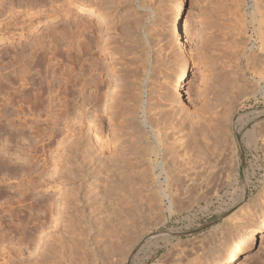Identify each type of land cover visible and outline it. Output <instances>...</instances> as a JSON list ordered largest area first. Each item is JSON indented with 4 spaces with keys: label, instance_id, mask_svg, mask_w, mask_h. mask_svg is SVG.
Returning <instances> with one entry per match:
<instances>
[{
    "label": "rangeland",
    "instance_id": "1",
    "mask_svg": "<svg viewBox=\"0 0 264 264\" xmlns=\"http://www.w3.org/2000/svg\"><path fill=\"white\" fill-rule=\"evenodd\" d=\"M68 1L0 0V103L2 104H0V110L5 112V103L3 104V102H6L5 100H7V97H14L16 95L17 98H19L18 93L20 90L15 95L10 94H14L20 87L22 89V85H25L24 82H26V80L20 82L22 81L21 78L23 75L21 73L24 72L28 62H30V50L32 51L41 39L45 42L46 51H49L46 52L47 55L45 61H51L52 63H49L51 65L47 64L48 62L44 64L42 63L40 67L43 68H41L43 71L41 72H39L40 67H38L39 70L37 67H33L31 70L29 69L30 71L25 73V79H27L28 84L26 83L24 87L27 88V85L28 87L32 85V82H29L31 81L30 79H32V74L36 79H38V77L41 79L44 78L42 79L43 81L40 79L37 80V82L44 83L41 85L44 90L48 86L46 85V83H48L47 80L50 82L52 81L50 88L52 87L55 90H48L49 88L45 90V92H51L50 96H53L51 97L53 99L52 104L56 106L59 111L71 107V112L69 111L67 113V117H65L66 119H64V121L57 119L56 117L53 118L57 124L53 131V126H50L51 128L49 127L48 130V128L46 129V124L43 122L40 124L41 127H38L41 129H39L40 131L29 127V125L27 126L25 124V126L23 124V126L19 128V132L16 130L17 135L15 132L13 133V129L11 130L10 128L8 121L9 117L6 115L2 118L0 112V121L2 122L4 120L3 123L0 122V126L4 124L0 127V148L3 145L2 148L4 147L3 149L8 153L5 154L7 157L4 159V164L8 166L7 169L10 168L6 171V175H4L8 178L5 180L3 186L6 187L8 193L0 196V228H4L3 231L7 232V237L4 243L2 244V242H0V257L4 254L3 256H6V259H3L2 256V258H0V264H37L35 258L40 252L44 251L42 246H46L47 248L50 244H53V246L56 247L58 253L62 252L67 261H64L66 263L62 262L57 264H214L215 258L211 254V248L215 243V245L219 247L217 260L225 261L224 258H226L228 251L241 244L246 231L259 224L262 219V209H264V44L262 45V43H264V30H262L264 29V25L262 15L260 14L261 12L257 8V6L259 7V5L264 3V0H258L259 3L256 2L257 0H144V2L149 4L144 3L143 0H132L133 2L126 0L118 2L117 0H113L114 2L117 1L120 4L119 6L114 2V4H112V0L109 2L107 0V3L106 0H101V2H97V4L88 3L87 6L79 5V2L76 0ZM123 1L126 3H122ZM64 2L65 5L61 8L60 4H63ZM110 2L112 6L109 5ZM179 2L181 3V6L178 9L176 5ZM254 3L257 9H254L255 13L253 17L250 12L252 11ZM257 3L258 5H256ZM106 4L111 6V8ZM32 5L34 8H30ZM113 5H116L115 9H112ZM98 6L103 8V10ZM68 7L69 11L67 9ZM90 7L96 9L97 12L101 9L99 11L100 14L97 12L96 14L90 12V10H88ZM107 11L110 12V14ZM122 11H125V13ZM178 11H180V13ZM118 13L120 16H118ZM141 13L143 17L139 16ZM112 14L114 16H112ZM122 14L124 18H126L125 15L127 18H120L123 17ZM99 15H102L101 18L104 17V23ZM56 16L59 17L53 19ZM122 20L123 22H120ZM176 20H178L179 23L178 33L181 43L175 39L173 34L174 31H172V26L175 24ZM138 21H141V24L138 23ZM258 21H262V23H259ZM127 24H129V26ZM257 26L259 29L256 28ZM64 27L65 30L66 27L69 30H66V34L62 33V30H59ZM85 27L87 28L85 29ZM136 28L139 31L135 30ZM130 30H132V33L135 32V35H133L134 33L132 34ZM259 30L262 31L258 33L257 31ZM49 31L53 32L49 35ZM139 32L140 36L143 33L145 35L143 34L141 38L135 40L137 37H140L137 36ZM127 33L130 34L128 35ZM257 34H259L260 37ZM49 36L52 37L49 38ZM57 44H59V46ZM183 44L184 46L182 47ZM21 50H23V53L26 56L22 53H18L22 55L16 53ZM15 54L21 57L22 61L19 58L17 61V56ZM79 54H82V57H79ZM144 54L150 57L147 56V58H145ZM69 56H71V58ZM58 59L59 61H57ZM147 59L148 61H146ZM73 60L75 61L73 62ZM82 60L85 62H82ZM69 61H72V64ZM183 61L186 64H184ZM43 65L47 66L43 67ZM89 65L92 66V70ZM183 65L186 66L188 70V77L186 79L185 87L181 89L180 94H178L174 90L173 82ZM70 66H73L72 68L74 69H71ZM67 67L68 70H66ZM82 67H86V69H83ZM138 67L139 69H137ZM151 67H155L153 68L155 72ZM62 68L64 69V72L62 71ZM80 68H82V70ZM142 68H145L144 72H142ZM150 69L152 74L150 73ZM68 71H71L70 75L74 74L72 77L74 76L73 78H76V80L72 79L71 76L69 77ZM38 72L41 75H39ZM81 72H83V74ZM99 72L100 74H97ZM19 73L21 76H19ZM112 74L118 76L120 79H118V82L122 81L119 82L122 84L117 83V81L115 82L113 79L115 76ZM145 74L150 78L148 79V76H145ZM99 75L107 82L102 80V78L100 79ZM64 76L66 78L69 77L68 80L70 81L66 80ZM45 78H47V80H45ZM61 78L65 80H61ZM60 80L63 82L60 83ZM79 80L80 82H77ZM95 80H97V82L100 80L101 82L97 84ZM147 80H153L152 82L154 85L153 83L151 84L153 88L151 92H148L145 87ZM67 81L69 83H66ZM123 81L126 83H123ZM170 81L173 82L171 83ZM141 82H144L143 86H141ZM29 83L31 84L29 85ZM63 83L67 87L65 90ZM82 84L85 86H82ZM139 86L142 88H139ZM83 87H85L84 91ZM68 88L69 90L66 92ZM138 88L142 92L144 91L143 100L146 101L148 99V92L150 93L149 98L151 101L152 99L154 101L158 100L159 103L161 101L163 102V108L165 107L164 112L168 118L166 117L162 120L163 123L161 121L159 124V126H162L161 129L164 127L163 132L160 131L159 134L161 133L160 136L163 135L161 136L163 138L162 140L165 144H168V148H171H166L168 150L165 149L166 152L170 154V156H168L169 154L167 155L168 158L166 156L167 161L165 165L169 173L168 178L171 179L166 178L167 180H164L163 177L159 178V169L156 167L157 157L155 154H151L153 153L152 151H148L149 146H146V143H144L146 148L144 145H140L139 139L143 138V133H141L142 137L139 136L140 134L138 135L140 132H138V127L135 123H138L136 121H139L141 118L142 120L145 118V116H143L144 108L142 107L140 109L139 113L142 114L139 115V118L136 120H133L132 114L130 113L134 107V101L132 100L134 94L131 95V91H138L135 92L136 94L134 98V100H136V98L138 100L141 92ZM63 90L65 91V94ZM66 93L68 94L67 96ZM114 94L116 96L113 98ZM124 94L129 98L127 99ZM137 94L138 96H136ZM224 94H228L227 97ZM47 95L48 93H45L46 101H51L48 98L49 95ZM64 95L66 97H64ZM159 95L163 96L162 98L164 99L162 100ZM83 96L85 100L83 99ZM98 96L100 97L98 98ZM110 96H112V101H116L112 102L109 100L111 99ZM119 96L122 97L120 98ZM131 96L132 99H130ZM154 96L156 99H154ZM158 96L159 99H157ZM62 97L64 98L62 99ZM67 98H69V101L71 102H69ZM125 98L126 102L130 105L124 102ZM88 99H90L91 102H88ZM63 100L66 102L64 103ZM167 103H169L170 107ZM60 104L62 106H60ZM114 104L117 106H109ZM63 105L67 106L61 108L64 107ZM126 105L127 107H125ZM11 106L14 107L15 105L11 104ZM130 106L131 108L129 109V112L127 111V108ZM173 106L174 109L179 110L178 115L180 113L182 114L178 117L182 123H179V120L176 119V116L178 115L175 110L172 109ZM99 107L100 109L98 111ZM110 107H112L111 109L114 108L112 112H110ZM115 108H118V110L116 111ZM166 109L168 110V113L166 112ZM169 109H171V111L174 110L175 113L171 112ZM123 110L127 112H124ZM180 110L182 111L180 112ZM11 111L12 108L9 106V109L7 108L6 112L9 113ZM55 111L59 112L56 109ZM213 111H216L217 113ZM97 113L98 116L96 117ZM112 113L115 116H113ZM170 113L175 114L176 116L173 114L172 116L176 118L171 117ZM26 114H28V112H26ZM89 115L90 117H88ZM126 115L129 116L127 117ZM168 115L173 118L174 121ZM92 117L95 118L94 121L96 120L97 123L100 120L98 117H100L101 120L99 122L101 123H96L95 125ZM20 118L22 119V117ZM42 118L44 120L46 117L44 116ZM120 119L123 120L121 121ZM23 121L24 118L21 122ZM116 121H118V123ZM129 121L132 123L135 122L132 124ZM165 122L169 124L166 125ZM91 126L97 127L98 132L96 131V128H93L96 131L94 132L97 134L104 132L102 133L104 137H102L103 135L101 134V139L99 138V141L95 140L93 132L89 130ZM5 127L8 128V131H5ZM28 127L30 129H28ZM110 127L111 129L116 127L119 131H123L122 133L120 132L121 135L119 133V136L123 138V144H128H126L128 149L126 145H124L126 147L123 146L126 149L124 156L125 160L122 159L121 161L126 163V169H124V171L127 170L128 172H132L137 169L134 172L138 175L140 174L138 172L139 170L140 172L145 170L144 172L146 175H148L147 172L149 171H152L153 174L156 175L154 176L152 172L151 174L149 172V177L146 175L144 176L146 179H143L144 177L141 178L140 175V177L135 175L134 178L136 179H134V183L133 180H127L125 177L121 178L127 180L126 182L119 177H114V186L111 183L113 188H118L121 185V188L125 187L129 190L134 188V191L132 189L131 191L133 192V195L135 194V197L132 195L130 201L132 210L135 208L137 209H135V211L133 210L135 215L131 212L134 219L132 217L130 218L129 222L133 220L131 222L132 224L130 223L131 226H129L130 224L127 222L128 225L126 229H123V227H126L125 222V226H121L123 223L119 221L118 223L120 224L118 225L113 218L110 224V221L105 216L104 218H107L106 220L109 222L104 219V225L91 223L90 213H92V217L94 213L103 210L101 204L102 201H100V199L97 200V196L88 192L86 193L89 187L88 184L93 178L87 174L81 161L79 163L81 157L79 156L80 159L78 160L79 157L75 152L80 154L79 152L81 150L78 149L77 151L69 152L72 148V142L75 144V141H88L89 139L87 138H90L88 136L91 133V142H93L95 147L97 146V149L99 148L98 150L102 154H106L107 152L110 155L106 154L105 156L113 158L117 157L119 152L116 150H119L118 148L123 144L120 141L121 138L118 136L119 131L117 134L115 133L117 135H115L116 139H114L115 137L110 138L112 131ZM131 127H135V131L132 130ZM22 131L24 132L22 133ZM223 131L225 133H223ZM107 132L110 133H108L109 138L106 135ZM18 133H20V135H18ZM35 133H38V136H36L37 134ZM156 133H158V131H156ZM11 135H13L14 138L19 136L18 140L14 139ZM136 137H138L137 141L135 139ZM12 138L15 141H12ZM117 138L120 140H117ZM124 138L128 141H125ZM102 139L110 142L108 143L107 141H104V143ZM37 141L41 142L38 143ZM118 143L121 144L119 147L117 146ZM114 144H116V146ZM141 144H143L142 141ZM69 145L70 147H68ZM102 146L104 147L102 148ZM133 146L136 148L141 147V150L137 149L139 151L144 149L145 152H143L144 150L142 153L139 151L136 152L134 150L137 149ZM11 148H14V150H10ZM108 148L110 149L108 150ZM151 148L152 145L150 146V149ZM114 149H116V155L115 151H113ZM127 150H130L131 153ZM171 150L173 152H171ZM213 150L215 153H212ZM11 151L14 153L18 152L17 154H19L20 157L18 169H21L18 170L19 173L17 174V177L20 178H17V180L21 181L20 186L23 193L18 192L21 196L17 194L16 198L21 200V203H19L18 206L21 207L20 209L22 210V217L20 220H24V225L22 224L24 231H21L22 233L25 232L23 235L21 233L16 234L11 229L13 224H18L20 222V220L13 217L15 215L14 209L16 208H14V206H16L14 200L16 198L9 197V195L11 196L10 193H12L14 184L16 183V178H13L16 175L13 176L12 171L14 170L12 167L14 161H11L13 157L11 160L8 159L9 152ZM134 152L135 155L130 156L131 154H134ZM203 152L206 154L207 152L210 154L212 153L211 155L214 158H209L211 157L209 153L208 155L205 154L210 159H208V162L207 159H205L207 157ZM221 152L222 154L219 155ZM65 153H67V156H65ZM136 153L140 154L137 155ZM148 154L151 157H149L150 159H147V156H149ZM141 155L143 161L140 159ZM70 156H72L73 159ZM213 159H215L216 162L215 160L213 161ZM226 159L228 160L226 161ZM73 160H75V162H72ZM211 160L212 163L215 162V164H209L211 163ZM224 160L225 163L222 162ZM65 161L67 163H65ZM70 162L72 163L70 164ZM137 162H139V164ZM168 165L169 167H171V165L173 166L168 169ZM147 166L148 168L151 167L149 171H147ZM69 167L72 168L70 169ZM139 167L140 169H138ZM259 169H261L260 172L263 174L262 182L258 178ZM218 170L222 171L219 172ZM8 173L10 174L8 175ZM175 173L178 175H175ZM150 175H153V177ZM170 176L176 177L172 179ZM105 179L106 181L108 180L106 184L112 182L111 178ZM153 179H155V181H153ZM129 181L132 182L128 183ZM30 183H33V186L30 185V187L27 185ZM64 183H66L67 187H70L68 188L69 190L66 189ZM106 184L104 183L102 185V189L106 187L104 189L105 191L111 186ZM115 185H118V187ZM24 187L25 189H23ZM24 191H27L25 192V195ZM70 192L72 194H69ZM76 193L80 197L78 195V197L75 196ZM232 195L241 196V200L236 204L226 207L225 202L228 201ZM65 198L68 201V215L66 217L69 219V221L67 219L65 224L69 225L70 221L73 224L72 221H74L76 226H74V224L71 227L70 225L69 227L64 226V221H62L64 216L63 214H59L60 201ZM78 198L81 200H77ZM87 199L90 200L88 201ZM74 201H78V203L72 204ZM84 201H88L90 204ZM91 201H93L95 205L94 203H91ZM214 201V205L211 206L210 204ZM99 203L101 204V208H96L98 210H94L96 204V207H100ZM137 204L138 206H136ZM221 204H223L222 207L224 210L218 212L217 210H220L218 206H221ZM91 205L92 208L94 207L93 209L90 208ZM120 211L122 213L126 212L125 208L123 211ZM12 212H14V214ZM56 218L59 219L57 220ZM12 222L13 224H11ZM112 222L114 224H112ZM112 225L113 227L115 226V229L118 231L114 232ZM116 232L118 237L113 236L114 233L116 235ZM134 234L136 236H133ZM258 237L253 255L248 259H241L239 264H264V233ZM224 239L227 242H225ZM62 240L65 243H63V245L60 242ZM116 241L117 243H120L117 244ZM84 247H86V249ZM35 248H38L39 250H36ZM108 249H112L110 253L114 256L108 255L110 254V250ZM106 251H108V254ZM8 259L9 261L6 263V260Z\"/></svg>",
    "mask_w": 264,
    "mask_h": 264
},
{
    "label": "bare ground",
    "instance_id": "2",
    "mask_svg": "<svg viewBox=\"0 0 264 264\" xmlns=\"http://www.w3.org/2000/svg\"><path fill=\"white\" fill-rule=\"evenodd\" d=\"M68 0H66V2H67ZM76 1H78L79 2V5H81V6H87L88 5V3H93V4H97V2H101V0H76ZM110 0H108V2H109ZM115 1V0H114ZM113 0H112V4H118V6L120 5L118 2L119 1H122V0H117L116 2H114ZM126 1H132V0H126ZM153 1V0H152ZM243 1V0H242ZM241 1V2H242ZM255 1V0H254ZM114 2V3H113ZM133 2V1H132ZM142 2V1H141ZM140 2V3H141ZM143 2H144V0H143ZM142 2V3H143ZM240 2V1H239ZM256 2H258V0L256 1ZM255 2V3H256ZM31 3V2H30ZM68 3H69V1H68ZM103 3H104V1H103ZM106 3H107V0H106ZM122 3H126L125 1H123ZM121 3V4H122ZM131 3V2H130ZM144 3H147V2H144ZM144 3H143V5H144ZM255 3H254V6L252 7V11L250 12L252 15H253V17H254V13H255V10L254 9H257L258 8V10L261 12L260 14L262 15V18H259V19H262L263 20V25H264V3L262 4V5H259V7L257 6V8L255 7ZM259 3V2H258ZM258 3L256 4V5H258ZM32 4V3H31ZM100 4V3H99ZM98 4V5H99ZM102 4V3H101ZM105 4V3H104ZM147 4H149V3H147ZM61 5V8L65 5V2L63 3V4H60ZM59 5V6H60ZM107 5V4H106ZM109 5H111V2H110V4ZM109 5H107V6H109ZM141 5V4H140ZM28 6H29V4H28ZM97 6V5H96ZM102 6V5H101ZM112 6V5H111ZM111 6H109L110 8H111ZM115 6L116 5H113V7H112V9H115ZM117 6V7H118ZM177 8L179 9L180 8V6H181V3L179 2V3H177ZM34 8L33 7V5L32 6H30V8ZM57 7V6H56ZM89 7V6H88ZM98 7H100V6H98ZM104 7H105V5H104ZM108 7V8H109ZM127 7V6H126ZM129 7V6H128ZM146 7H147V5H146ZM250 7V6H249ZM42 8V7H41ZM58 8V7H57ZM101 8V7H100ZM106 8V7H105ZM109 8V9H110ZM130 8V7H129ZM132 8V7H131ZM137 8H139V7H137ZM11 9V8H10ZM68 9V11H69V7L67 8ZM102 10H103V8H101ZM101 9H99L98 10V12H97V10L96 9H94L93 7H90L88 10H90V12H92V13H94V14H96V12L98 13V14H100L99 13V11L101 10ZM111 9V10H112ZM133 9V8H132ZM140 9H142V8H140ZM147 9V8H146ZM39 10V9H38ZM53 10V9H52ZM51 10V11H52ZM125 10V9H124ZM128 10V9H127ZM143 10H144V7H143ZM258 10H256V11H258ZM60 11V10H59ZM106 11V10H105ZM109 11V10H108ZM107 11V12H108ZM117 11V10H116ZM115 11V12H116ZM119 11H121V10H119ZM126 11V10H125ZM125 11H122V12H124L125 13ZM248 11V10H247ZM246 11V12H247ZM29 12V11H28ZM31 12V11H30ZM36 12V11H35ZM39 12V11H38ZM37 12V13H38ZM114 12V13H115ZM129 12V11H128ZM127 12V13H128ZM179 13H180V11H178ZM42 13V12H41ZM109 14H110V12H108ZM113 13V14H114ZM117 13V12H116ZM241 13H242V11H241ZM65 14H68V13H65ZM112 14V16H114ZM119 14V13H118ZM140 14V13H139ZM249 14V13H248ZM250 14V15H251ZM33 15V14H32ZM102 15H104V14H102ZM102 15H99L100 16V18H101V16ZM249 15V16H250ZM251 15V16H252ZM49 16V15H48ZM98 16V15H97ZM118 16H120V14L118 15ZM122 16H123V14H122ZM133 16V15H132ZM136 16V15H135ZM139 16H141V17H143L142 16V13H141V15H139ZM138 16V17H139ZM248 16V17H249ZM250 16V17H251ZM53 17V16H52ZM57 17H59V16H56V17H54L53 19H56ZM110 17V16H109ZM125 17L127 18V16L125 15ZM130 17V16H129ZM137 17V18H138ZM103 18L104 17H102L101 18V20H102V22H103ZM116 18V17H115ZM120 18H124V16L123 17H120ZM126 18H124V19H126ZM140 18V17H139ZM252 18V17H251ZM106 19V18H105ZM104 19V20H105ZM119 19V18H118ZM123 19V20H124ZM119 20H121V19H119ZM123 20L122 21H120V22H123ZM128 20V19H127ZM132 20V19H131ZM126 21V20H125ZM130 21V20H129ZM142 21V20H141ZM141 21L139 22L138 21V23H140L141 24ZM66 22V21H65ZM68 22V21H67ZM88 22V21H87ZM133 22H134V20H133ZM251 22V21H250ZM254 22V21H253ZM252 22V23H253ZM259 23L261 22L262 23V21H258ZM257 22V23H258ZM82 23V22H81ZM86 23V22H85ZM104 23V22H103ZM108 23V22H107ZM137 23V24H138ZM256 23V22H255ZM258 23V24H259ZM67 24V23H66ZM88 24V23H87ZM94 24V23H93ZM109 24V23H108ZM131 24H132V22H131ZM134 24V23H133ZM173 24V23H172ZM257 24V25H258ZM91 25V24H90ZM89 25V26H90ZM128 26H129V24H127ZM153 25V24H152ZM259 25H261V24H259ZM258 25V26H259ZM66 26V25H65ZM88 26V25H87ZM94 26V25H93ZM134 26V25H133ZM140 26V25H139ZM256 27V28H258L259 29V27ZM262 26V25H261ZM70 27V26H69ZM83 27V26H82ZM81 27V28H82ZM97 27V26H96ZM119 27V26H118ZM135 27H136V22H135ZM255 27V26H254ZM87 27H85V29H86ZM128 28V27H127ZM138 28V27H137ZM135 29V30H137V31H139L138 29ZM150 28H152V27H150ZM149 28V29H150ZM263 28H264V26H263ZM89 29V28H88ZM98 29V28H97ZM120 29H122V28H120ZM172 31H174V36H175V39H177V41H179V43H181V39H180V37H179V31H178V29H179V23H178V20H176L175 21V24H173V26H172ZM59 30H62L63 32L62 33H65L66 34V30L67 31H69L68 29H67V27H66V30H65V27L63 28V29H59ZM81 30V29H80ZM255 30V29H254ZM257 30V29H256ZM262 30H264V29H262ZM262 30H259V31H257L258 33L259 32H261ZM92 31V30H91ZM126 31V30H125ZM129 31V30H128ZM131 31V33H132V30H130ZM146 31V30H145ZM50 32V31H49ZM51 32H53V31H51ZM51 32L49 33V35L51 34ZM119 32V31H118ZM142 32V31H141ZM147 32V31H146ZM134 33V34H133ZM132 34L133 35H135V32H133ZM137 33V32H136ZM264 33V32H263ZM262 33V34H263ZM53 34V33H52ZM128 34V33H127ZM130 34V33H129ZM128 34V35H129ZM139 34V35H138ZM137 34V36H140V32ZM144 34V33H143ZM143 34H141V36L143 35ZM145 35V34H144ZM257 35H259V34H257ZM44 36V35H43ZM55 36V35H54ZM67 36H68V33H67ZM136 36V37H137ZM141 36L140 37H137V39H135V40H138V38H141ZM50 37H52V36H49V38ZM61 37V36H60ZM83 37V36H82ZM258 37V36H257ZM259 37H260V35H259ZM80 38V37H79ZM133 38V37H132ZM131 38V39H132ZM54 39V38H53ZM83 39V38H82ZM260 39V38H259ZM263 39V38H262ZM51 40H52V38H51ZM56 40V39H55ZM80 40H81V38H80ZM86 40V39H85ZM264 40V39H263ZM82 41V40H81ZM56 42V41H55ZM76 42H78V41H76ZM84 42V41H83ZM87 42V41H86ZM148 42V41H147ZM37 43V42H36ZM51 43V42H50ZM82 43V42H81ZM258 43V42H257ZM33 44H35V43H33ZM56 44V43H55ZM61 44V43H60ZM73 44V43H72ZM138 44V43H137ZM252 44V43H251ZM264 43H262V45H263ZM58 46H59V44H57ZM76 45V44H75ZM78 45V44H77ZM86 45V44H85ZM135 45V44H134ZM46 45H45V42H44V40L43 39H41V41L39 40V42L35 45V47L33 48V46H32V48H33V50L31 51L30 50V62H28V65L25 67V70H24V68H23V70H24V72L23 73H21V74H23L22 75V81H20V82H23L24 80H26V82H24L25 83V85H26V83L28 84V82H27V79H25L26 77V75H25V73L26 72H28V71H30L31 69H33V67H37V69L39 70V68L38 67H40L41 66V64L43 63H46V62H48V61H45L46 60V52H49V51H46V47H45ZM64 46V45H63ZM73 46H74V44H73ZM80 46H81V44H80ZM80 46H79V48H80ZM128 46V45H127ZM139 46H140V44H139ZM184 46V44L182 45V47ZM260 46H261V44H260ZM264 46V45H263ZM262 46V47H263ZM77 47V46H76ZM156 47V46H155ZM262 47H259V48H262ZM55 48V47H54ZM86 48H87V46H86ZM132 48V47H131ZM137 48V47H136ZM264 48V47H263ZM22 49V48H21ZM56 49V48H55ZM85 49V48H84ZM129 49V48H128ZM63 51H65V50H63ZM86 51V50H85ZM134 51V50H133ZM143 51V50H142ZM147 51V50H146ZM61 52V51H60ZM72 52V51H71ZM131 52V51H130ZM137 52V51H136ZM17 54L18 53H22V54H24L23 53V50H21L20 52H16ZM74 53H76V52H74ZM82 53V52H81ZM88 53H89V51H88ZM91 53V52H90ZM132 53V52H131ZM140 53H141V51H140ZM152 53V52H151ZM150 53V54H151ZM15 54L17 57H16V60L19 58L20 60H21V57H19L18 55H22V54ZM49 54V53H48ZM61 54V53H60ZM155 54V53H154ZM25 55V54H24ZM68 55H69V53H68ZM72 55H74V54H72ZM82 55V54H81ZM80 54L78 55L79 57L81 56ZM84 55V54H83ZM87 55V54H86ZM143 55V54H142ZM145 55V54H144ZM26 56V55H25ZM49 56V55H48ZM55 56V55H54ZM57 56V55H56ZM148 56V55H147ZM147 56L145 55V58H147ZM70 58H71V56H69ZM82 57V56H81ZM83 57H85V56H83ZM92 57V56H91ZM144 57V56H143ZM148 57H150V56H148ZM22 58H23V56H22ZM26 58V57H25ZM68 58V57H67ZM75 58V57H74ZM133 58V57H132ZM136 58V57H135ZM154 58V57H153ZM159 58V57H158ZM18 59V60H19ZM24 59V58H23ZM50 59V58H49ZM49 59H47V60H49ZM79 59V58H78ZM77 59V60H78ZM81 59V58H80ZM83 59V58H82ZM85 59H87L86 57H85ZM84 59V60H85ZM92 59V58H91ZM138 59V58H137ZM144 59V58H143ZM17 60V61H18ZM68 60H69V58H68ZM72 60V59H71ZM136 60V59H135ZM22 61V60H21ZM57 61H59V59L57 60ZM75 60H73V62H74ZM79 61V60H78ZM86 61V60H85ZM85 61H83L82 60V62H85ZM132 61V60H131ZM134 61V60H133ZM144 61H145V59H144ZM143 61V62H144ZM146 61H148V59L146 60ZM154 61V60H153ZM152 61V62H153ZM155 61H156V59H155ZM154 61V62H155ZM161 61V60H160ZM20 62V61H19ZM70 62V61H69ZM72 62V61H71ZM70 62V63H71ZM79 62H81V61H79ZM88 62V61H87ZM96 62V61H95ZM98 62V61H97ZM153 62V63H154ZM184 62V61H183ZM49 63H52L51 61L50 62H48L47 64H49ZM59 63V62H58ZM57 63V64H58ZM66 63V62H65ZM78 63V62H77ZM156 63H157V61H156ZM60 64H61V61H60ZM72 64V63H71ZM91 64V63H90ZM93 64V63H92ZM132 64V63H131ZM130 64V65H131ZM146 64V63H145ZM145 64H143V65H145ZM150 64V63H149ZM152 64V63H151ZM184 64H186L185 62H184ZM26 65V64H25ZM24 65V66H25ZM49 65H51V64H49ZM53 65V64H52ZM65 65V64H64ZM67 65V64H66ZM81 65V64H80ZM95 65V64H94ZM159 65V64H158ZM44 66H47V65H43V67ZM68 66V65H67ZM78 66V65H77ZM82 66V65H81ZM86 66V65H85ZM90 66V68L92 67L91 65H89ZM132 66V65H131ZM140 66V65H139ZM154 66V65H153ZM61 67V66H60ZM69 67V66H68ZM68 67H67V69L66 70H68ZM71 67V66H70ZM73 67V66H72ZM71 67V69H74V68H72ZM74 67H75V65H74ZM88 67V66H87ZM98 67V66H97ZM141 67V66H140ZM143 67H145V66H143ZM148 67V66H147ZM42 67H40V71L39 72H41V71H43L42 69H41ZM59 68V67H58ZM64 68V67H63ZM62 68V69H63ZM83 68V67H82ZM82 68H80L81 70H82ZM117 68V67H116ZM136 68V67H135ZM152 68V67H151ZM153 68H155V67H153ZM153 68H152V70H153ZM30 69V70H29ZM59 69H61V68H59ZM83 69H86V67L85 68H83ZM88 69V68H87ZM137 69H139V67L137 68ZM145 69V68H144ZM144 69L142 68V72H144ZM149 69V68H148ZM148 69H147V72H148ZM156 69H158V68H156ZM164 69V68H163ZM37 70V71H38ZM51 70H52V68H51ZM50 70V71H51ZM91 70H92V68H91ZM94 70V69H93ZM105 70V69H104ZM165 70V69H164ZM45 71V70H44ZM54 71V70H53ZM58 71V70H57ZM63 72H64V69L62 70ZM73 71V70H72ZM87 71V70H86ZM95 71V70H94ZM100 71V70H99ZM135 71H137V70H135ZM154 71V70H153ZM160 71V70H159ZM22 72V71H21ZM39 72H38V74H39ZM62 72V73H63ZM69 72V71H68ZM71 72V71H70ZM69 72V77L71 76L72 77V75H74V74H72V75H70L71 73ZM75 72V71H74ZM97 72V71H96ZM155 72V71H154ZM31 73V72H30ZM60 73V72H59ZM66 73V72H65ZM64 73V74H65ZM82 74H83V72H81ZM85 73V72H84ZM102 73V72H101ZM150 73L152 74V71H151V69H150ZM38 74H36V75H38ZM54 74V73H53ZM52 74V75H53ZM58 74V73H57ZM67 74V73H66ZM86 74H90V73H86ZM94 74V73H93ZM97 74H100V72L99 73H97ZM117 74V73H116ZM154 74V73H153ZM39 75H41V74H39ZM60 75V74H59ZM68 75H65V76H68ZM101 75H103V74H101ZM113 75V74H112ZM111 75V76H112ZM118 75V74H117ZM172 75V74H171ZM19 76H21L20 75V73H19ZM46 76V75H45ZM44 76V77H45ZM63 76V75H62ZM61 76V77H62ZM64 76V78H66ZM86 76H88V75H86ZM85 76V77H86ZM113 76H115V77H113V79H114V81L116 82L117 81V83H119V82H122V81H119L118 82V79H119V75L118 76H116V75H113ZM145 76H148V75H146L145 74ZM38 77V76H37ZM51 77V76H50ZM69 77H67L66 78V80H68V78ZM74 77V76H73ZM72 77V79H75L76 80V78H73ZM82 77V76H81ZM99 77H100V75H99ZM98 77V78H99ZM187 77H188V70H187V68H186V66H184L183 65V67L182 68H180V70H179V73H178V75L176 76V78H174V82H173V87H174V90H175V92H177L178 94H180V90L181 89H183L184 87H185V83H186V79H187ZM28 78V77H27ZM49 78V77H48ZM58 78V77H57ZM63 78V77H62ZM61 78V80H65V79H62ZM84 78V77H83ZM102 77H100V79H101ZM135 78V77H134ZM138 78H140V77H138ZM147 78V77H146ZM150 77L148 76V79H149ZM151 78H153V77H151ZM19 79H20V77H19ZM20 79V80H21ZM38 79H40V80H42V79H44V78H40V77H38ZM38 79H36L35 78V76H33V74H32V79H30L31 81H29V82H32V85H30L31 83H29V85H30V87H28V85H27V88L26 87H24L25 85H22L23 87H22V89H21V87L18 89V91H16L14 94L12 93V94H10V95H15L17 92H19V90H20V94L18 93V96H19V98H17V96L15 95L14 97L12 96V97H7L8 96V94H7V100H5L6 102H3V104H4V106H5V109L7 110V108L9 109V106H10V108H12V111L11 112H9V113H7L6 112V110L4 109V111L5 112H2L1 110H0V112H1V117L3 118V117H5L6 115L9 117H6V118H8L9 120V124H10V128H11V130L13 129V133L15 132V134H16V130L19 132V128L21 127V126H23V124L25 125H29V127H31V128H33V129H38V131H40L41 129L40 128H38L39 126H40V124L43 122V123H45L46 124V129L48 128V130H49V127L50 126H53L52 127V131H53V129L55 128V126L57 125L56 124V121L55 120H53V118L54 117H56L57 119H61V120H63L64 121V119H66L65 117H67L66 115H67V113L70 111L71 112V110H70V108H66V109H61L60 111H59V109H57L56 108V106H54L53 104H52V98L51 97H53V96H50V91L49 92H45V90L47 89V88H49L48 90H50V89H53L52 87L50 88V85H51V82L50 81H48L47 80V78H45V80H47V82L49 83H46V81H45V83H46V85H48L46 88H45V90H44V88L41 86L42 84H44L43 82H37V80ZM56 79V78H55ZM71 79V78H70ZM79 79V78H78ZM96 79V78H95ZM122 79V78H121ZM226 79V78H225ZM53 80V79H52ZM60 80V83L61 82H63V81H61ZM81 80V79H80ZM80 80L79 81H77V82H80ZM102 80H104L103 78H102ZM120 80V79H119ZM144 80V79H143ZM142 80V81H143ZM43 81V80H42ZM68 81H70V80H68ZM66 82V83H69V82ZM72 81V80H71ZM96 81V83L97 84H99V82H101L100 80H98L99 82H97V80H95ZM105 81V80H104ZM141 81V80H140ZM153 81V80H152ZM152 81H146V83H145V87H146V89L148 90V92H151L152 91ZM65 82V81H64ZM87 82V81H86ZM91 82V81H90ZM105 82H107V81H105ZM171 82V81H170ZM171 82V83H172ZM23 83V84H24ZM70 83H72V82H70ZM92 83H93V81H92ZM123 83H126V82H124L123 81ZM137 83V82H136ZM144 82H141V86H143L144 84H143ZM226 83V82H225ZM64 84V83H63ZM73 84H75V83H73ZM119 84H122V83H119ZM133 84V83H132ZM139 84V83H138ZM230 84V83H229ZM10 85V84H9ZM9 85H7V86H9ZM13 85V84H12ZM53 85V84H52ZM60 85H62V84H60ZM59 85V86H60ZM84 84H82V86H83ZM86 85H87V83H86ZM128 85V84H127ZM153 85H154V83H153ZM6 86V87H7ZM21 86V85H20ZM63 86V85H62ZM61 86V87H62ZM85 86V85H84ZM99 86V85H98ZM124 86V85H123ZM137 86V85H136ZM156 86V85H155ZM64 90L67 88L66 86H65V84H64ZM87 87V86H86ZM100 87V86H99ZM116 87V86H115ZM117 87H119V86H117ZM135 87V86H134ZM229 87V86H228ZM9 88V87H8ZM73 88V87H72ZM84 89H83V91L85 90V87H83ZM97 88V87H96ZM139 88H142V87H140L139 86ZM139 88H138V90H139ZM155 88V87H154ZM232 88V87H231ZM10 89V88H9ZM135 89V88H134ZM157 89V88H156ZM53 90H55V89H53ZM52 90V91H53ZM61 90V89H60ZM63 90V92H64V94H65V91ZM69 90V88L66 90V92ZM94 90V89H93ZM102 90V89H101ZM133 90V89H132ZM137 90V89H136ZM229 90V89H228ZM228 90H227V92H228ZM232 90V89H231ZM62 91V90H61ZM71 91V90H70ZM74 91V90H73ZM72 91V92H73ZM96 91V90H95ZM97 91H98V89H97ZM134 91V92H133ZM133 91H131L132 93H131V95L132 94H134L133 96H134V98H135V92H138V91H135V90H133ZM139 91H141V90H139ZM224 91V90H223ZM233 91V90H232ZM127 92V91H126ZM144 92V91H143ZM142 91L140 92V94H139V97H138V100H137V98H136V100H134V98L132 99V96H131V98L130 99H132L133 101H134V104L133 103H131V101L130 100H128V101H130V103L131 104H133V110L130 112L129 111V109L131 108V106L129 107V108H127V111H129L131 114H132V118H133V120L135 119H137V118H139V115H141L139 112H140V109L143 107L144 108V115L143 116H145V118H143V120H142V118L139 120V121H136V122H138V123H135V124H137L136 126L138 127L137 129H138V132H140V133H138V135L139 136H141L142 134L141 133H143V138H141V139H139L140 140V145H144L145 146V144L144 143H146V146H149V148H148V151H152L153 153H151V154H155V156L157 157V164H156V167L159 169V172H158V176H159V178H164V180H167V179H171V178H168L169 177V173H168V170H167V168H166V161H167V159H166V156L169 154V153H167L166 152V150H168L169 148L167 147V145L168 144H165L164 143V141L162 140L163 138L161 137V136H163V135H161L160 136V134H159V132L161 131V132H163V129H164V127H163V129H161L162 128V126L160 127L159 126V124L161 123V121L163 120V119H165L166 117H167V115H166V113L164 112V108H163V102H161L160 100V103L158 102V100H156V101H154L153 99H152V101H151V99L149 98V95H150V93H148L147 92V94H148V99L145 101V100H143V97H144V93H143ZM156 92V91H155ZM45 93H48V98L51 100V101H46L47 99L45 98L46 96H45ZM92 93H93V91H92ZM96 93V92H95ZM128 93V92H127ZM223 93V92H222ZM76 94V93H75ZM96 94H98V93H96ZM53 95V94H52ZM68 94L66 93V96H67ZM125 95V94H124ZM130 95V94H129ZM224 95H226V94H224ZM228 95V94H227ZM227 95H226V97H227ZM65 95H64V97H66ZM114 96H116L115 94L113 95V98H114ZM126 96V95H125ZM136 96H138V94L136 95ZM161 98L163 97V96H161V95H159ZM159 96H158V98L157 99H159ZM222 96V95H221ZM64 97H62V99L64 98ZM74 97V96H73ZM100 96H98V98H99ZM102 97H104V96H102ZM112 96H110V98H111ZM118 97V96H117ZM120 97V96H119ZM122 97V96H121ZM120 97V98H121ZM86 98V97H85ZM92 98H94V97H92ZM126 98H127V96H126ZM126 98H125V101L124 102H126ZM129 98V97H128ZM127 98V99H128ZM152 98V97H151ZM221 98V97H220ZM222 98H223V96H222ZM225 98V97H224ZM62 99H60V100H62ZM83 99H84V96H83ZM119 99V98H118ZM145 99V98H144ZM154 99H156V97L154 96ZM164 98H162V100H163ZM64 100H66V99H64ZM63 100V101H64ZM67 100L69 101V98H67ZM66 100V101H67ZM85 100V99H84ZM95 100V99H94ZM99 100V99H98ZM109 100H113L112 98L111 99H109ZM115 100V99H114ZM66 101H64V103L66 102ZM91 102V100L90 99H88V102ZM110 101V102H111ZM116 101V100H115ZM115 101H112V102H115ZM123 101V100H122ZM121 101V102H122ZM145 101V102H144ZM69 102H71V101H69ZM84 102V101H83ZM82 102V103H83ZM96 102V101H95ZM18 103V104H17ZM72 103H74V102H72ZM86 103H87V101H86ZM118 103H119V101H118ZM128 105H130L128 102H126ZM1 104V103H0ZM11 104H13V105H15L14 107L13 106H11ZM57 104H59V103H57ZM63 104V103H62ZM68 104V103H67ZM90 104V103H89ZM93 104V103H92ZM117 104V103H116ZM116 104H114V105H109V106H115ZM120 104V103H119ZM118 104V105H119ZM168 104V106L170 107V105H169V103H167ZM173 104V103H172ZM171 104V105H172ZM224 104V103H223ZM2 105V104H1ZM0 105V106H1ZM17 105V106H16ZM70 105V104H69ZM71 105H73V104H71ZM105 105V104H104ZM121 105V104H120ZM165 105V104H164ZM3 106V107H4ZM60 106H62L61 104H60ZM64 106V105H63ZM67 106V105H66ZM66 106H64V107H61V108H65ZM74 106V105H73ZM76 106V105H75ZM117 106V105H116ZM115 106V107H116ZM225 106V105H224ZM79 107H81V106H79ZM124 107V106H123ZM125 107H127V105L125 106ZM73 108V107H72ZM112 107H110V109H111ZM118 108H119V106H118ZM118 108H115V110L117 111L118 110ZM177 108V107H176ZM3 109V108H2ZM55 109L56 110H58L59 112H56L55 111ZM75 109V108H74ZM84 109V108H83ZM99 109H100V107L98 108V111H99ZM114 109V108H113ZM113 109H111V111L110 112H112V110ZM126 109V108H125ZM124 109V110H125ZM172 109H174V106H173V108ZM221 109V108H220ZM121 110V109H120ZM123 110V111H124ZM170 111H171V109H169ZM175 110V112L177 113V115H178V113H179V110L177 109H174ZM174 110L173 111H171V112H174ZM222 110V109H221ZM102 111V110H101ZM127 111H124V112H127ZM168 110L166 109V112H167ZM169 111V112H170ZM178 111V112H177ZM182 110H180V112H181ZM217 111V110H216ZM216 111H213V112H216ZM26 112H28V114H26ZM97 112V111H96ZM109 112V113H110ZM115 112V111H114ZM122 112V111H121ZM141 112H142V110H141ZM174 112V113H175ZM87 113H88V111H87ZM119 113V112H118ZM117 113V114H118ZM130 113H129V115H130ZM168 113V112H167ZM217 113V112H216ZM113 114V113H112ZM116 114V113H115ZM127 114V113H126ZM171 114V113H170ZM173 114V113H172ZM172 114H171V117H173L172 116ZM181 114V113H180ZM179 114V115H180ZM224 114V113H223ZM27 115H28V117H27ZM82 115V114H81ZM110 115V114H109ZM128 115V116H129ZM173 115H175V114H173ZM179 115L178 116H176V117H173V118H176V119H178V117H179ZM182 115V114H181ZM222 115V114H221ZM221 115H220V117H221ZM36 116V117H35ZM46 117V118H44V120H43V118L42 117ZM70 116V115H69ZM98 116V113L96 114V117ZM100 116V115H99ZM111 116V115H110ZM113 116H115L114 114H113ZM113 116H112V118H113ZM127 116V115H126ZM127 116V117H128ZM169 116V115H168ZM213 116V115H212ZM224 116V115H223ZM222 116V117H223ZM11 117V118H10ZM20 117H22V119L24 118V121L23 122H21V118ZM86 117V116H85ZM88 117H90V115L88 116ZM95 117V116H94ZM124 117V116H123ZM170 117V116H169ZM170 117V118H171ZM219 117V118H220ZM1 118V119H2ZM42 118V119H41ZM93 118V117H92ZM122 118V117H121ZM131 118V119H132ZM168 118V117H167ZM173 118H171L172 120H173ZM211 118V117H210ZM21 119V120H20ZM82 119V118H81ZM80 119V120H81ZM86 119H87V117H86ZM94 119L95 118H93L92 120L94 121ZM97 119V118H96ZM98 119H100L101 120V118L100 117H98ZM115 119V118H114ZM123 119H126V118H123ZM122 119V120H123ZM129 119V118H128ZM181 119V118H180ZM216 119V118H215ZM17 120H18V122H17ZM89 120H90V118H89ZM99 120V121H100ZM110 120V119H109ZM113 120V119H112ZM111 120V121H112ZM121 120V119H120ZM121 120V121H122ZM130 120V119H129ZM170 120V119H169ZM168 120V121H169ZM179 120V119H178ZM207 120H208V118H207ZM211 120V119H210ZM4 121V120H3ZM3 121L1 122V123H3ZM84 121V120H83ZM87 121V120H86ZM92 121V122H93ZM98 121V120H97ZM98 121V123H101V122H99ZM114 121V120H113ZM126 121V120H125ZM171 121V120H170ZM174 121V120H173ZM213 121V120H212ZM92 122H90V123H92ZM95 122V125H96V120L94 121ZM110 122V121H109ZM117 123H118V121H116ZM116 122H113V123H116ZM120 122V121H119ZM127 122H128V120H127ZM129 122H131V121H129ZM135 122V121H134ZM133 122V123H134ZM177 122V121H176ZM191 122V121H190ZM243 122V121H242ZM61 123V122H60ZM88 123V122H87ZM97 123V124H98ZM122 123V122H121ZM132 123V122H131ZM130 123V124H131ZM132 123V124H133ZM162 123H163V121H162ZM166 123V125H168L167 124V122H165ZM179 123H182V122H180V120H179ZM179 123H177V124H179ZM210 123H211V121H210ZM44 124V125H45ZM85 124V123H84ZM110 124V123H109ZM125 124H126V122H125ZM176 124V123H175ZM4 125V124H3ZM2 125V126H3ZM25 125V126H26ZM43 125V124H42ZM60 125V124H59ZM100 125V124H99ZM98 125V126H99ZM115 125H117V124H115ZM165 125V124H164ZM205 125V124H204ZM203 125V126H204ZM222 125V124H221ZM2 126H0V127H2ZM103 126V125H102ZM110 126V125H109ZM181 126V125H180ZM7 127H8V125H7ZM28 127V129H30ZM41 127V126H40ZM108 127V126H107ZM167 127V126H166ZM177 127V126H176ZM209 127V126H208ZM221 127V126H220ZM4 128V127H3ZM6 128V127H5ZM10 128H9V130H10ZM24 128V127H23ZM51 128V127H50ZM89 128V127H88ZM93 128H96V131L98 132V129H97V127H94V126H91V128L89 129V130H91V132H93V134H94V137H95V140H98L99 138L101 139V134L102 133H104V132H100V133H98V134H100V135H98L97 133H95L96 131H95V129H93ZM99 128V127H98ZM109 128V127H108ZM119 129H121L120 127H118ZM123 128V127H122ZM132 128V127H131ZM131 128H129V129H131ZM210 128V127H209ZM217 128V127H216ZM222 128V127H221ZM22 129V128H21ZM20 129V130H21ZM40 129V130H39ZM42 129H45V128H42ZM110 129H111V127H110ZM109 129V130H110ZM127 129V128H126ZM136 129V130H137ZM214 129V128H213ZM2 130H4V129H2ZM1 130V131H2ZM24 130V129H23ZM32 130V129H31ZM112 130V131H111ZM110 131H111V134L109 133V132H107V137H108V135L110 134L111 135V137L110 138H114L115 137V135L117 134V132L119 131L116 127L114 128H112ZM123 130V129H122ZM125 130V129H124ZM132 130H134L135 131V127H133L132 128ZM223 130V129H222ZM5 131H8V128H6V130ZM44 131H46V130H44ZM95 131V132H94ZM131 131V130H130ZM133 131V132H134ZM156 131H158V133H156ZM210 131H211V129H210ZM11 132V133H12ZM24 131H22V133H23ZM50 132V131H49ZM54 132H55V130H54ZM88 132H90V131H88ZM122 133L123 131H119L118 132V136H119V133ZM126 132V131H125ZM129 132V131H128ZM255 132V131H254ZM3 133V132H2ZM8 133V132H7ZM6 133V134H7ZM12 133V134H13ZM20 133H21V131H20ZM20 133H18V135H20ZM31 133V132H30ZM33 133V132H32ZM109 133V134H108ZM116 133V134H115ZM121 133H120V135H121ZM136 133V132H135ZM135 133H134V135H135ZM166 133V132H165ZM223 133H225L224 131H223ZM9 134V133H8ZM15 134H14V136H15ZM35 134H37L36 136H38V133H35ZM17 135V134H16ZM34 135V134H33ZM91 135V133L89 134V136L88 137H90V138H87V139H89L88 141L86 140V139H84V140H86V141H75V144H73L74 142H72V144H73V146H72V144H71V150L69 151V149H68V151L71 153V152H73V151H77L78 149H80L81 151L79 152L80 154H77V152H75L76 153V155H78V157L80 156L81 157V160H79L80 159V157L78 158V160H79V163H80V161H81V163H82V165L84 166V168L86 169V171H87V174L89 175V176H92L91 178H93V180L88 184V191H86V193L88 192V193H90V194H92V195H95V196H97V200L98 199H100V201H102V207H103V210H99L98 212H96V213H94L93 215H92V217H91V214L92 213H90V218H91V223H98L99 225L101 224V225H104L103 223L105 222V220L108 218V220L110 221V224H111V220H113V218H114V220L118 223L119 221L121 222V223H123V224H121V226H123L124 225V222H125V224H126V227L124 228L123 227V229H126L127 228V222H129V220H130V218L133 216V215H131V212H133L132 214H134V211H135V209H137V208H135V209H133L132 210V206H131V199H132V191H131V189L134 191V188H131L130 190L128 189V188H125V187H122L121 188V186H119L118 187V185H119V183H118V185H115L116 187H118V188H113V186H114V184H113V179H114V177L116 176V177H119V178H121V177H125V178H127V180L129 179V180H133V183H134V179H136V178H134L135 177V175H138V174H135V170H137V169H135L134 171H132V172H134V173H132V172H128L127 170V172L126 171H124V169H126L125 168V164L126 163H124V161L123 162H121L122 161V159H124L125 160V148L124 147H126L128 144L126 143V142H124V143H126V144H123V142H122V139L123 138H121V136H119L120 138H121V140L120 139H118L117 138V140H120L121 141V143L123 144V145H121V144H117V146L119 147V145H121L120 146V148H118L119 150H116V149H114L113 151H118L119 152V154H118V156L117 157H115V158H113V157H107V156H105L106 154H108V155H110L109 153H107L106 152V154H102L96 147H95V145L93 144V142H91L92 141V137L90 136ZM103 135V134H102ZM218 135H219V133H218ZM217 135V136H218ZM221 135V134H220ZM13 138H14V136L13 135H11ZM49 136H51V135H49ZM100 136V137H99ZM117 136V135H116ZM123 136H124V134H123ZM122 136V137H123ZM125 136H127V135H125ZM4 137V136H3ZM7 137H10V136H7ZM19 137V136H18ZM18 137L16 136L14 139H17L18 140ZM41 137V136H40ZM47 137V136H46ZM102 137H104V135L102 136ZM106 137V136H105ZM135 137V136H134ZM12 138V139H13ZM37 138V137H36ZM41 138H43V137H41ZM45 138V137H44ZM76 138V137H75ZM109 138V137H108ZM108 138H107V140H108ZM125 138H127V137H125ZM125 138H124V140H125ZM137 138L138 137H136L135 139H136V141H137ZM10 139V138H9ZM12 140V141H15V140ZM47 139H49V138H47ZM104 139H106V138H104ZM114 139H116V137L114 138ZM128 139V138H127ZM126 139V140H127ZM143 139H144V141H143ZM221 139V138H220ZM11 140V139H10ZM16 140V141H17ZM39 140V139H38ZM41 140V139H40ZM46 140V139H45ZM82 140V139H81ZM107 140H103L102 139V141L104 142V141H107ZM110 140V139H109ZM113 140V139H112ZM125 140V141H126ZM131 140V139H130ZM133 140V139H132ZM219 140V139H218ZM42 141V140H41ZM41 141H39V142H41ZM99 141V140H98ZM97 141V142H98ZM101 141V142H102ZM128 141V140H127ZM135 141V142H136ZM141 141H142V143L143 144H141ZM38 142V141H37ZM38 142V143H39ZM108 143L110 142V141H107ZM114 142V141H113ZM112 142V143H113ZM118 142V141H117ZM221 142V141H220ZM225 142V141H224ZM18 143V142H17ZM37 143V144H38ZM100 143V142H99ZM105 143V142H104ZM108 143H107V145H108ZM111 143V144H112ZM137 143H139V142H137ZM2 144V143H1ZM16 144V143H15ZM221 144H224V143H221ZM36 145V144H35ZM104 145V144H103ZM113 145V144H112ZM115 146H116V144H114ZM124 145H126V146H124ZM135 145V144H134ZM137 145V144H136ZM152 145V148L150 149V146ZM166 145V146H165ZM174 145V144H173ZM226 145V144H225ZM3 146V145H2ZM2 146H1V148H0V196H3L4 194L6 195L7 193H8V190L6 189V187H3L4 186V183H5V180L8 178L7 176H4V175H6V171L7 170H9V169H7L8 168V166H6L4 163V159H5V157H7L5 154L7 153L3 148H2ZM17 146V145H16ZM37 146V145H36ZM100 146V145H99ZM114 146V147H115ZM124 146V147H123ZM129 146H132V145H129ZM139 146V145H138ZM144 146H142V147H144ZM146 146H145V148H146ZM13 147V146H12ZM15 147V146H14ZM19 147V146H18ZM33 147H34V144H33ZM68 147H70V145L68 146ZM104 146H102V148H103ZM112 147V146H111ZM133 147H135V146H133ZM220 147H221V145H220ZM6 148V147H5ZM101 148V149H102ZM136 148V147H135ZM134 148V149H135ZM138 149H140L141 147H137ZM136 148V149H137ZM166 148H168V149H166ZM16 149V148H15ZM110 148H108V150H109ZM113 149V148H112ZM111 149V150H112ZM127 149H128V146H127ZM134 150V151H136V152H138L139 150ZM166 149V150H165ZM171 149V148H170ZM4 150V151H3ZM10 150H14V148H11ZM34 150V149H33ZM67 150V149H66ZM141 150V149H140ZM144 150V149H143ZM142 150V151H143ZM210 150V149H209ZM214 150H215V148H214ZM214 150H213V152L212 153H215L214 152ZM223 150H224V147H223ZM223 150H221V151H223ZM18 151V150H17ZM35 151V150H34ZM116 151H115V155H116ZM129 153H131L130 152V150H127ZM142 151H139V152H141L142 153ZM146 151H147V149H146ZM175 151V150H174ZM211 151V150H210ZM216 151V150H215ZM110 152V151H109ZM143 152H145V150L143 151ZM168 152H170V151H168ZM171 152H173L172 150H171ZM170 152V153H171ZM13 151H11V152H9V155H8V159H10L11 160V158H12V160L11 161H14L13 163H12V167H13V169L14 170H12L13 171V176H15V177H13V178H16V183L14 184V189H13V191H12V193H10L11 194V196L9 195V197L10 198H16L17 196V194H19L20 195V193H23V190H22V188H21V186H20V184H21V181L20 180H17V178L19 179L20 177H17V174L19 173L18 172V170H20V169H18L19 168V154H17L18 152H16V153H14ZM32 153V152H31ZM68 153V152H67ZM67 153H65L66 155L65 156H67ZM69 153V154H70ZM133 153V152H132ZM147 153V152H146ZM167 153V154H166ZM204 153V152H203ZM208 153L209 152H207V154L206 153H204V155L206 154V155H208ZM211 153V154H212ZM8 154V153H7ZM68 154V155H69ZM112 154V153H111ZM137 154V153H136ZM138 154H140V153H138ZM137 154V155H138ZM177 154V153H176ZM175 154V155H176ZM210 154V153H209ZM210 154V155H211ZM222 154V152L219 154V155H221ZM132 155H135V152H134V154H131L130 156H132ZM144 155V154H143ZM149 155V154H148ZM152 155V156H153ZM205 155V156H206ZM209 155V156H210ZM21 156V155H20ZM168 156H170V154L168 155ZM168 156H167V158H168ZM215 156H216V154H215ZM71 158H72V156H70ZM138 157V156H137ZM141 157H142V155H141ZM140 157V159H142V161H143V157L141 158ZM145 157V156H144ZM148 157V158H147ZM146 158L147 159H150L151 157H150V155L149 156H147ZM150 157V158H149ZM207 158H205V159H207V161H208V159L209 158H211L212 159V155H211V157H209L208 158V156H206ZM217 157H219V156H217ZM65 158V157H64ZM67 158V157H66ZM131 158V157H130ZM146 158H144V159H146ZM214 158V157H213ZM68 159H70V158H68ZM73 159V158H72ZM119 159V160H118ZM129 159V158H128ZM135 159V158H134ZM137 159V158H136ZM146 159V160H147ZM166 159V160H165ZM223 159V158H222ZM66 160V159H65ZM127 160V159H126ZM156 160V159H155ZM210 160V159H209ZM215 159H213V161H214ZM228 159H226V161H227ZM9 161V160H8ZM138 161H139V158H138ZM141 161V162H142ZM150 161V160H149ZM10 162V161H9ZM72 162H75V160H73ZM72 162H70V164L72 163ZM136 162V161H135ZM140 162V163H141ZM169 162V161H168ZM206 162V161H205ZM209 162V161H208ZM211 163H209V164H215V162H216V160H215V162H213L212 163V160L210 161ZM223 163H225V160L224 161H222ZM65 163H67L66 161H65ZM138 164H139V162H137ZM146 163H147V161H146ZM149 163V162H148ZM145 164V163H144ZM68 165H69V163H68ZM68 165H66V166H68ZM124 165V166H123ZM146 165V164H145ZM148 165V164H147ZM221 165V164H220ZM225 165V164H224ZM134 166V165H133ZM149 166V165H148ZM148 166H147V168H148ZM173 165H171V167H172ZM176 166V165H175ZM222 166V165H221ZM81 167V166H80ZM124 167V168H123ZM126 167H128V166H126ZM155 167V168H156ZM168 167V169L169 168H171V167H169V165L167 166ZM225 167V166H224ZM70 169L72 168V167H69ZM83 168V167H82ZM147 168H146V170H147ZM151 167H149L148 168V170L147 171H149V169H150ZM31 169V168H30ZM29 169V170H30ZM69 169V170H70ZM138 169H140V167L138 168ZM176 169H178V168H176ZM175 169V170H176ZM224 169V168H223ZM222 169V170H223ZM152 170V169H151ZM179 170V169H178ZM211 170V169H210ZM213 170V169H212ZM221 170V171H222ZM82 171H83V169H82ZM145 171V170H144ZM144 171H141L140 172V170L138 171L140 174V176H141V178L142 177H144L145 175H146V173L144 172ZM153 171H154V169H153ZM200 171V170H199ZM219 171V170H218ZM221 171H219V172H221ZM10 172V171H9ZM137 172V171H136ZM137 172V173H138ZM150 172V174H151V172L152 171H149ZM149 172H147V174L148 175H146V176H148L149 177ZM172 172V171H171ZM174 172V171H173ZM202 172V171H201ZM213 172V171H212ZM225 172V171H224ZM12 173V172H11ZM2 174H3V176H2ZM10 173H8V175H9ZM70 174V173H69ZM152 174H153V172H152ZM177 173H175V175H176ZM215 174H217V173H215ZM221 174V173H220ZM138 175V176H139ZM154 176H156L155 174H153ZM153 175H150V176H152L153 177ZM173 175V174H172ZM178 175V174H177ZM187 175V174H186ZM196 175V174H195ZM207 175V174H206ZM212 175V174H211ZM214 175V174H213ZM225 175V174H224ZM19 176V175H18ZM28 176H30V175H28ZM139 176V177H140ZM210 176V175H209ZM222 176V175H221ZM137 177V176H136ZM151 177V178H152ZM170 177H172V176H170ZM174 177H176V176H174ZM174 177H172V179L174 178ZM215 177V176H214ZM12 178V177H11ZM22 178V177H21ZM31 178V177H30ZM29 178V179H30ZM90 178V179H91ZM105 178H111L112 180V182H110V184L109 183H107V184H109V185H111L112 186V184H113V186L111 187V186H109L108 188H107V190L105 191L104 189L106 188V187H104V189H102V185L105 183L106 184V182H108V180L106 181V179ZM118 178V179H119ZM167 178V179H166ZM178 178V177H177ZM176 178V179H177ZM217 178V177H216ZM116 179V178H115ZM122 179V178H121ZM143 179H146L145 177L143 178ZM117 180V179H116ZM122 180H124V178L122 179ZM122 180H119V181H122ZM127 180H124L125 182L127 181ZM138 180V179H137ZM136 180V181H137ZM142 180V179H141ZM140 180V181H141ZM150 180V179H149ZM143 181V180H142ZM144 181H146V180H144ZM153 181H155V179H153ZM23 182V181H22ZM29 182H33V181H29ZM65 182V181H64ZM117 182V181H116ZM132 182V181H131ZM130 181L128 182V183H131ZM7 183V182H6ZM112 183V184H111ZM12 184V183H11ZM106 184V185H107ZM124 184V183H123ZM126 184V183H125ZM27 185H31V186H33V183L31 184H27ZM64 185H65V187H66V189L67 190H69L68 188H70V187H67V185H66V183H64ZM30 186V187H31ZM126 186V185H125ZM13 187V186H12ZM23 189H25V187L23 188ZM28 189V188H27ZM115 189V190H114ZM117 189V190H116ZM22 190V191H21ZM75 190V189H74ZM102 190H104V191H102ZM10 191V190H9ZM72 191V190H71ZM11 192V191H10ZM18 192H20V193H18ZM25 192H27V191H24V195H25ZM85 193V194H86ZM135 193V192H134ZM69 194H72L71 192L69 193ZM75 195V194H74ZM78 194L76 193V195L75 196H77ZM135 195V194H134ZM133 195V196H134ZM21 196V195H20ZM19 196V197H20ZM71 196V195H70ZM79 196V195H78ZM77 196V197H78ZM86 196V195H85ZM90 196V195H89ZM80 197V196H79ZM135 197V196H134ZM83 198H85V197H83ZM93 198V197H92ZM21 199V198H20ZM75 199H76V197H75ZM75 199H73V200H75ZM91 199V198H90ZM89 199V200H90ZM134 199V198H133ZM69 200V199H68ZM77 200H81V199H77ZM88 200V199H87ZM88 200V201H89ZM92 200V199H91ZM94 200V199H93ZM97 200H96V202H97ZM21 200H19V198H16L15 200H14V203L16 204V206H14V212H15V215L13 216V214H14V212H12L13 214H12V216L13 217H15L17 220H20V218L22 217V214H21V212H22V210L20 209L21 207H19L18 206V204L19 203H21L20 202ZM76 201V200H75ZM72 202V204L73 203H78V201L77 202ZM88 201H84V202H88ZM61 203H60V205H59V209H60V211H59V214H63V219H62V221H64V226H66V227H69V225H70V227L71 226H73V224L75 223L74 221H72L73 222V224L71 223V221H70V224L67 226L66 224H65V222L67 221V208H68V201H67V199L65 198V199H62L61 201H60ZM133 202H134V200H133ZM132 202V203H133ZM91 203H94L93 201H91ZM99 203V205H100V207H96L97 206V204H96V206H95V208H94V210L96 209V208H101V204ZM136 203V202H135ZM80 204H81V202H80ZM88 204H90V202H88ZM93 205V204H92ZM92 205H91V209H93L92 208ZM94 205H95V203H94ZM125 208V210H126V212L124 213H122L120 210H124V208L122 207V206ZM133 205V204H132ZM75 206V205H74ZM90 206V205H89ZM136 206H138V204L136 205ZM135 206V207H136ZM84 207H85V205H84ZM88 207V206H87ZM134 207V206H133ZM141 207V206H140ZM78 208V207H77ZM98 209H96V210H98ZM141 209V208H140ZM139 211V210H138ZM92 212H94V211H92ZM41 213V212H40ZM135 215V214H134ZM24 216V215H23ZM33 216V215H32ZM57 216V215H56ZM104 216L105 217H107L106 219L104 218ZM26 217V216H25ZM28 217V216H27ZM31 217V216H30ZM60 217V216H59ZM261 217V216H260ZM117 220H116V219ZM133 218V217H132ZM15 219V220H16ZM23 219V218H22ZM57 220L59 219V218H56ZM73 219V218H72ZM83 219V218H82ZM105 219V220H104ZM134 219V218H133ZM260 219V218H259ZM16 220V221H17ZM108 220H106V221H108ZM30 221V220H29ZM68 221H69V219H68ZM108 221V222H109ZM114 221V222H115ZM133 221V220H132ZM132 221H130L129 222V224L132 222ZM21 222V223H20ZM20 224L18 223V224H13V222L11 223V224H13L12 226H11V229H12V231H14L16 234L18 233V234H24V233H22L24 230V228H23V226H22V224L24 223V220H20ZM108 222H107V224H108ZM69 223V222H68ZM86 223H89V222H86ZM116 223V224H117ZM134 223V222H133ZM83 224V223H82ZM112 224H114L113 222H112ZM120 223H118V225H119ZM132 224V223H131ZM131 224L129 225V226H131ZM24 225V224H23ZM109 225V224H108ZM63 226V227H64ZM74 226H76L75 224H74ZM125 226V225H124ZM112 227H113V225H112ZM111 227V228H112ZM252 227V226H251ZM116 227L114 226L113 227V229H114V232L115 231H118V230H116L115 229ZM117 228H118V226H117ZM122 228V227H121ZM132 228V227H131ZM222 228V227H221ZM3 229L4 228H0V242H2V244L4 243V241L6 240V237H7V232H5V231H3ZM8 229H10V228H8ZM120 229V228H119ZM248 229V228H247ZM226 230V229H225ZM22 231V232H21ZM112 231V230H111ZM113 232V231H112ZM137 232V231H136ZM225 232V231H224ZM27 233V232H26ZM134 233V232H133ZM264 233V209H262V219L260 220V222H259V224L256 226V227H252V228H249L247 231H246V233H245V236H243L244 238L242 239V242H241V244L239 245V246H237V247H235V248H232V249H230L229 251H228V254L226 255V258H224V260L225 261H222V260H217V258H218V254H219V247L217 246V245H215L214 244V246L211 248V247H209V248H211V254L213 255V257L215 258V262H214V264H239V261L241 260V259H243V260H245L246 258L248 259V258H250L252 255H253V252H254V247H255V243L257 242V238H259L258 236H260L261 234H263ZM137 234V233H136ZM118 234H117V232H116V235H115V233H114V235L113 236H116V237H118L117 236ZM30 236V235H29ZM105 236V235H104ZM109 236V235H108ZM133 236H136L135 234L133 235ZM66 237V236H65ZM64 237V238H65ZM137 237H138V235H137ZM30 238V237H29ZM60 238V237H59ZM31 239V238H30ZM58 239V238H57ZM217 239V238H216ZM64 240V239H63ZM60 241L61 242V244L63 245V243H64V241ZM84 240V239H83ZM31 241V240H30ZM59 241V240H58ZM69 241V240H68ZM67 241V242H68ZM119 241V240H118ZM224 241H225V239H224ZM225 242H227V241H225ZM21 243V242H20ZM85 243V242H84ZM103 243V242H102ZM116 243H117V241H116ZM120 243V242H119ZM119 243H117V244H119ZM210 243V242H209ZM65 244V243H64ZM67 244H69V243H67ZM105 245V244H104ZM86 246V245H85ZM220 246V245H219ZM244 246V247H243ZM4 247V246H3ZM41 247V246H40ZM61 247V246H60ZM104 247V246H103ZM42 248L44 249V251H43V249H42V251L43 252H40L38 255H37V257L35 258V261L37 262V264H57V263H62V262H64V261H66L65 260V257H64V255L62 254V252H59L58 253V250H56V247L55 246H53V244H50V245H48V247L46 248V246L45 247H43L42 246ZM85 249H86V247H84ZM36 249V248H35ZM38 249V248H37ZM36 249V250H37ZM41 249V248H40ZM117 249H119V248H117ZM4 250V249H3ZM39 250V249H38ZM108 250H110V249H108ZM112 250V249H111ZM111 250L109 251V253L111 252ZM106 253L108 254V251H106ZM112 253H113V251H112ZM209 253V252H208ZM2 254V253H1ZM12 254V253H11ZM17 254V253H16ZM102 254H103V252H102ZM106 254V255H107ZM4 254H2V256H3ZM105 255V254H104ZM108 255H112V256H114L113 254H108ZM2 256L0 257V258H2ZM8 256V255H7ZM225 256V255H224ZM220 258V257H219ZM3 259H6V256H3ZM10 259V258H9ZM9 259L8 260H6V263L9 261ZM70 261V260H69ZM67 262V261H66ZM66 262H64V263H66Z\"/></svg>",
    "mask_w": 264,
    "mask_h": 264
},
{
    "label": "built area",
    "instance_id": "3",
    "mask_svg": "<svg viewBox=\"0 0 264 264\" xmlns=\"http://www.w3.org/2000/svg\"><path fill=\"white\" fill-rule=\"evenodd\" d=\"M261 169H259V180L262 182L263 181V174L260 172ZM241 200V196H235V195H232L228 201L225 202V206L228 207V206H231L232 204H236L237 202H239ZM215 203L212 202L210 205L213 206ZM223 204H221V206H218L220 210H217L218 212L221 211V210H224L223 207H222Z\"/></svg>",
    "mask_w": 264,
    "mask_h": 264
}]
</instances>
